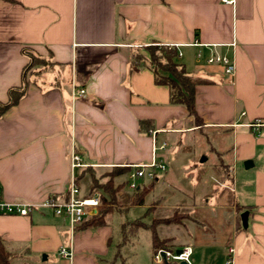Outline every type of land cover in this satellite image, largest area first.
<instances>
[{
	"label": "crops",
	"instance_id": "obj_1",
	"mask_svg": "<svg viewBox=\"0 0 264 264\" xmlns=\"http://www.w3.org/2000/svg\"><path fill=\"white\" fill-rule=\"evenodd\" d=\"M152 47L176 49V62L198 82L201 125L186 106L172 103L169 86L157 83ZM214 55L235 64L233 84L224 66L207 63ZM35 56L44 61L25 70ZM137 57L146 62L134 68ZM17 88L21 99L0 117L4 199L66 201L76 149L86 165L76 173L82 195L108 197L107 187L91 193L95 178L118 190L115 203H131L103 225L88 217L75 233L48 208L1 215L11 264L123 261L125 224L118 229L114 218L144 205L132 203L131 167L156 158L169 168L176 151L193 177V188L181 186V206L209 223L183 225L176 248L191 246L192 264H227L230 249L233 264H264V127L249 128L264 122V0H0V103ZM81 88L84 98L76 96ZM221 135L230 139L226 152L215 149ZM206 149L215 154L211 170L208 159L199 161ZM164 173L172 183L174 172ZM158 229L162 239L173 237ZM62 247L73 251L71 259L60 255ZM151 250L157 264L153 238Z\"/></svg>",
	"mask_w": 264,
	"mask_h": 264
},
{
	"label": "rangeland",
	"instance_id": "obj_2",
	"mask_svg": "<svg viewBox=\"0 0 264 264\" xmlns=\"http://www.w3.org/2000/svg\"><path fill=\"white\" fill-rule=\"evenodd\" d=\"M158 51L161 52V49ZM151 52L155 53V49L152 48ZM37 64H39V61ZM156 69L160 75H163L165 72L159 67H156ZM218 139L219 141L217 142L221 143L219 145L216 144L215 149L219 150V152H226V148L230 144L229 137L221 135L218 136ZM201 140H203V138ZM211 140L212 142H215V137L213 135L211 136ZM205 152L206 156L203 155L199 159V161L204 162L208 159L207 167L209 170H211L210 166L216 160L215 154L212 153L211 155L208 149H206ZM224 160H226V157H224ZM187 163L181 162V159L178 156V151L174 152V155L170 154L168 172L170 173L172 171L175 174V179L171 181L172 183H167V178H165L166 173L159 172L158 175L160 177L158 180L160 181L161 187H157V180L156 182H153L155 184V187H153L152 190L146 195V197H144L145 199L143 202L144 205L142 204L143 206H134L128 212L123 211L117 213L114 218L113 224L115 226H118L121 223L125 224L123 228L124 232L121 233L119 238L124 247V250L122 252L124 260L117 261V264H154L152 262L151 250L153 235L151 229H149L150 227H156L157 229L159 228L158 231H160L161 236L170 234L171 236H173L172 238L162 239L158 234L159 239L162 242L166 243L165 245H160L156 250L158 251L161 249H177L176 247L181 246V233L183 232V230L181 231V227H183V225H187L190 222L205 224V221H203V216H201L200 214H193L192 210L185 209L184 206H181V202L183 201V195H181V186L185 187L187 184L188 187L193 188V177L190 176L191 169L189 165L188 167H186ZM151 183L152 182H145L142 185L143 189L141 191H143L144 188H146L147 185ZM93 187L94 185L91 187V193L93 191L99 190L93 189ZM108 187H112V185ZM213 187H215L214 184H211L209 186L210 189H212ZM140 196L141 195L137 196L136 194H133V199H131L133 205L135 204L134 201L137 202L140 199ZM129 203L131 202L128 200L124 201V203L122 204H119V202L116 201V203H114V208L115 210H119L121 207L125 208V206H127ZM169 218L179 223L170 225H156L157 222ZM138 224L141 225L140 228H137ZM208 224L201 225V227L204 228ZM136 232H138L137 236ZM130 242L133 244H131Z\"/></svg>",
	"mask_w": 264,
	"mask_h": 264
},
{
	"label": "built area",
	"instance_id": "obj_3",
	"mask_svg": "<svg viewBox=\"0 0 264 264\" xmlns=\"http://www.w3.org/2000/svg\"><path fill=\"white\" fill-rule=\"evenodd\" d=\"M223 3L233 5L236 0H222ZM209 65H222L225 68L226 74L229 76L230 83H234L235 64L231 59L224 55H214L207 60ZM88 95L86 89L81 88L76 91V96L84 98ZM264 127V122L261 120L254 121L249 124V128L253 131H258ZM166 145L156 148V151L164 150ZM71 163L74 170L73 179L69 188L68 199L66 201H59L57 199L48 198L43 203H29L24 201H7L4 199L0 190V216H20L28 217L39 208H48L57 216L68 219L71 232L75 233L77 229L87 220L88 217L96 215L101 207V197L99 195H82L81 187L78 183L77 171L85 168L81 156L76 149L71 154ZM132 171L129 174L128 186L130 189L136 191L144 181H156L159 179L158 173L167 171V165L156 159L148 165L132 166ZM180 251V252H178ZM60 255L63 258L71 259L73 251L69 248L62 247ZM192 247H183L178 249H161L154 252L153 260L157 264H171L173 262L192 264L193 257ZM234 249H230L227 264H233Z\"/></svg>",
	"mask_w": 264,
	"mask_h": 264
},
{
	"label": "trees",
	"instance_id": "obj_4",
	"mask_svg": "<svg viewBox=\"0 0 264 264\" xmlns=\"http://www.w3.org/2000/svg\"><path fill=\"white\" fill-rule=\"evenodd\" d=\"M7 1H13V0H7ZM152 48L155 49L156 54L151 52V59L149 60V62H150L151 67L155 70L157 83L161 85L169 86L171 89L172 103L186 106L190 115L195 118L197 124L201 125L202 121L197 115V112L195 109V86L198 84V82L195 81L186 72L183 65L176 62V58L178 56V51L176 49L169 48V47H161V48L152 47ZM160 49H161V52L158 51ZM38 61L43 62L44 59L35 56L34 59L31 61V63H29V65L25 68V70L36 65ZM145 62L146 61L143 60L142 57H137L133 61V67L139 68L140 66L145 65ZM156 67L163 69V71H165L164 74L160 75ZM23 93L24 91L18 88L10 90L9 101L6 103H0V117L9 108H11L12 106H14L15 104L19 102ZM153 182H156V181H152V183L147 185V187L144 188L143 191H141L143 189L142 186L136 190V195L137 196L141 195V196L137 202L134 201L135 204L137 205L143 204L144 199H145L144 197H146V195L152 190V188L155 187V184ZM93 185H94L93 189L103 190L104 187H107V190H108V191L104 190V192H108L107 193L108 197L104 195L101 196V207L99 209V213L90 219V223L92 225H103V224H106L107 216L115 212V208H114L115 202L114 201L116 199L115 196L118 190L112 191V187H108L111 185L110 183H107V185H103L100 183L99 180L95 178L93 179ZM178 223L179 222H176L175 220H172L169 218V219H165L163 221L157 222L156 225L158 224L170 225V224H178ZM140 227L141 225L138 224L137 228H140ZM149 229H151L152 231L153 249L155 252L159 248L160 245H165L166 243L162 242L159 239L156 227H150ZM12 258H13V255L8 252L4 242L0 240V264H11Z\"/></svg>",
	"mask_w": 264,
	"mask_h": 264
},
{
	"label": "water",
	"instance_id": "obj_5",
	"mask_svg": "<svg viewBox=\"0 0 264 264\" xmlns=\"http://www.w3.org/2000/svg\"><path fill=\"white\" fill-rule=\"evenodd\" d=\"M248 217H249V213L248 212H245L242 214V222H243V226L245 229L248 228ZM180 252V251H178ZM181 264H186V263H181Z\"/></svg>",
	"mask_w": 264,
	"mask_h": 264
}]
</instances>
